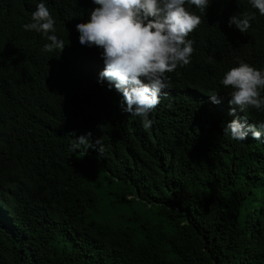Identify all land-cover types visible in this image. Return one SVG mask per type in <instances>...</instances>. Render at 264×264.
I'll list each match as a JSON object with an SVG mask.
<instances>
[{"label": "trees", "instance_id": "trees-1", "mask_svg": "<svg viewBox=\"0 0 264 264\" xmlns=\"http://www.w3.org/2000/svg\"><path fill=\"white\" fill-rule=\"evenodd\" d=\"M41 2L63 50L22 27ZM95 7L0 0V264H264V136L223 131L264 110L233 112L221 84L240 60L264 69V16L249 0H211L145 129L100 81L102 50L79 42ZM236 14L255 16L246 33L229 27ZM89 131L103 154L74 151Z\"/></svg>", "mask_w": 264, "mask_h": 264}, {"label": "clouds", "instance_id": "clouds-1", "mask_svg": "<svg viewBox=\"0 0 264 264\" xmlns=\"http://www.w3.org/2000/svg\"><path fill=\"white\" fill-rule=\"evenodd\" d=\"M93 3L97 7L91 9L90 19L76 24L79 42L102 50L105 67L99 74L100 81L107 80L109 88L122 93L127 105L125 111L141 117L142 126L148 129L152 125L149 114L168 94L166 89L171 84L168 74L190 63L194 41L185 38L200 25L211 0H93ZM249 3L264 16V0H249ZM193 5L200 15L191 10ZM252 19L254 15H233L229 27L235 25L246 33ZM55 25V17L41 2L31 14V22L22 27L43 34L49 41L43 50L52 52L65 47L56 35ZM262 72L264 69L240 60L238 66L224 74L221 84L233 89L228 93L233 112L237 109L246 112L250 107L264 110ZM207 94L214 103L222 100L218 92ZM223 131L232 140L244 141L249 132L255 140H260L264 136V121L247 124L234 119ZM97 145L103 154L101 138L93 139L91 131L73 139L74 151Z\"/></svg>", "mask_w": 264, "mask_h": 264}, {"label": "bare ground", "instance_id": "bare-ground-1", "mask_svg": "<svg viewBox=\"0 0 264 264\" xmlns=\"http://www.w3.org/2000/svg\"><path fill=\"white\" fill-rule=\"evenodd\" d=\"M248 47V46H247Z\"/></svg>", "mask_w": 264, "mask_h": 264}]
</instances>
